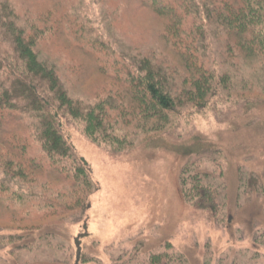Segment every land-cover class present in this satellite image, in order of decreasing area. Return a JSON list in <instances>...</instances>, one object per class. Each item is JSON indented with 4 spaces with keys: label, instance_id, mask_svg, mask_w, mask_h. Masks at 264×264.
Wrapping results in <instances>:
<instances>
[{
    "label": "rangeland",
    "instance_id": "obj_1",
    "mask_svg": "<svg viewBox=\"0 0 264 264\" xmlns=\"http://www.w3.org/2000/svg\"><path fill=\"white\" fill-rule=\"evenodd\" d=\"M10 1L21 27L47 29L40 56L57 63L67 95L87 108L103 102L111 122L113 139H91L77 121L62 128L98 186L86 213L89 236L80 239V264H264V82L254 83L252 92H221L206 116L180 107L178 116L168 114L170 125L147 129L137 122V102L126 92H110L120 85L99 74L74 42L94 43L98 53H104L95 48L100 43L126 55L164 50L163 17L136 0ZM210 1L175 0V7L185 2L190 20L209 37L211 60L224 67V42L213 38L207 20ZM185 166L208 175L213 211L183 198ZM6 216L2 211L0 231L31 229ZM74 222L66 215L19 240L0 232V264H76L73 238L83 230Z\"/></svg>",
    "mask_w": 264,
    "mask_h": 264
},
{
    "label": "trees",
    "instance_id": "obj_2",
    "mask_svg": "<svg viewBox=\"0 0 264 264\" xmlns=\"http://www.w3.org/2000/svg\"><path fill=\"white\" fill-rule=\"evenodd\" d=\"M136 1L165 19L159 34L164 50L126 55L100 43L95 48L104 53H98L94 43H74L95 62L99 74L120 85L110 92H126L137 102L136 119L144 128L170 125L168 114L178 116L185 106L206 116L221 92H252L254 83L264 82V0L208 2L213 38L224 42V67L211 60L209 37L200 22L190 20L185 2L176 9L175 0ZM18 19L10 0L0 2V214L6 211L5 218L15 224L27 221L31 229L0 232L19 240L33 228L69 215L76 221L71 224L82 223L83 233L73 238L80 264V239L89 236L86 213L98 186L62 128L77 121L91 139L112 138L111 122L103 102L93 108L75 103L60 80L57 63L41 58L38 45L46 28L31 24L25 29ZM181 173L183 198L198 209L213 211L217 205L208 175L194 174L187 166ZM14 203L23 205L16 209Z\"/></svg>",
    "mask_w": 264,
    "mask_h": 264
}]
</instances>
